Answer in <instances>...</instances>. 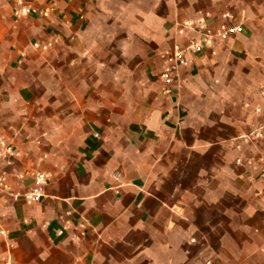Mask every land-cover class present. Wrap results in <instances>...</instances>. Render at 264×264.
<instances>
[{
	"label": "crops",
	"instance_id": "1",
	"mask_svg": "<svg viewBox=\"0 0 264 264\" xmlns=\"http://www.w3.org/2000/svg\"><path fill=\"white\" fill-rule=\"evenodd\" d=\"M17 1L0 0V141L19 153L0 161V264H264V180L232 146L264 124V0H36L19 22ZM200 12L241 32L164 85L162 53Z\"/></svg>",
	"mask_w": 264,
	"mask_h": 264
},
{
	"label": "built area",
	"instance_id": "2",
	"mask_svg": "<svg viewBox=\"0 0 264 264\" xmlns=\"http://www.w3.org/2000/svg\"><path fill=\"white\" fill-rule=\"evenodd\" d=\"M36 0H18L14 10L15 21L19 22L30 15L37 14L38 9L34 6ZM51 14L50 9L42 12L44 18H48ZM211 16L209 13L200 12L195 22H187L185 28L195 33L185 47L176 44L170 51L162 53L164 62V69L160 75V81L167 86L175 84L178 78V72L182 68H187L191 64L188 56L195 57L201 53L212 50L218 43L224 42L237 36L241 32V27L233 24L232 16L229 13L222 15V19L215 30L210 28L209 20ZM57 44V40H52L48 43H35L34 48L41 51H48ZM170 93V89L167 90ZM260 94L264 99V85L260 88ZM257 114L262 115L263 110L257 108ZM264 141V124L258 125L250 129L247 133L233 139L232 146L239 151L241 155L236 159L235 163L238 167L243 168L246 172L256 174L259 178L264 180V150L257 155L246 156L244 151L246 148L257 146ZM19 153L10 146L5 145L0 141V161L6 166H12L14 160ZM17 179L21 180L24 175L18 174ZM7 173H0V193H11V189L7 184ZM35 182L38 186H44L50 179L48 173H36ZM17 201L19 198H24L30 204L41 197L38 189H31L23 195L13 194ZM195 240H193L194 242ZM2 264H12L10 259H6ZM206 264H213L211 260Z\"/></svg>",
	"mask_w": 264,
	"mask_h": 264
},
{
	"label": "rangeland",
	"instance_id": "3",
	"mask_svg": "<svg viewBox=\"0 0 264 264\" xmlns=\"http://www.w3.org/2000/svg\"><path fill=\"white\" fill-rule=\"evenodd\" d=\"M234 66H236L237 69L232 70L228 75H225V76L228 78V79H226V81L227 80L231 81L232 79L236 80V81H234L235 84H237L236 88H234L231 91H228L227 93H228V96L230 98H232V100H234L236 103H238L241 98L242 99L245 98V93L242 90V87H244V84L247 82V73H249V69L246 68V66L242 62H239L238 65H234ZM261 76L262 75H260V74H258V75L256 74L253 76V79H250V80L251 81L256 80V82L258 81V83L264 84V82H262L261 79L259 80V77H261ZM230 107L231 106H228V108H227L228 113L232 112L233 107H231V108ZM208 162H212V159H208Z\"/></svg>",
	"mask_w": 264,
	"mask_h": 264
}]
</instances>
